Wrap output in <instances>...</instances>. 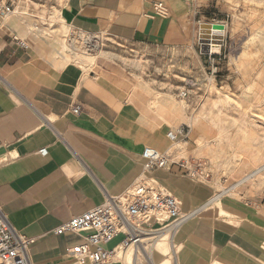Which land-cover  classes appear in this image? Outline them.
Segmentation results:
<instances>
[{
	"label": "crops",
	"instance_id": "crops-1",
	"mask_svg": "<svg viewBox=\"0 0 264 264\" xmlns=\"http://www.w3.org/2000/svg\"><path fill=\"white\" fill-rule=\"evenodd\" d=\"M211 8L209 0H65L56 31L103 35L174 62L197 47ZM14 14L0 17V211L11 231L33 240L29 264H74L66 253L80 238L54 229L125 193L144 174L145 147L175 157L177 145L167 135L176 126L200 141V147L188 135L177 141L187 146L181 160L199 169L193 176L177 166L149 175L188 217L171 232L153 224V247L119 251L108 264H264V164L224 176L216 168L227 161L215 165L207 154L215 146L211 137L228 129L233 113H221L227 125L213 131L189 130L192 111L172 92L159 96L107 59L90 64L91 56L82 54L79 60L75 48H61L57 33L33 35L29 19ZM43 148L45 155L39 154Z\"/></svg>",
	"mask_w": 264,
	"mask_h": 264
},
{
	"label": "rangeland",
	"instance_id": "rangeland-1",
	"mask_svg": "<svg viewBox=\"0 0 264 264\" xmlns=\"http://www.w3.org/2000/svg\"><path fill=\"white\" fill-rule=\"evenodd\" d=\"M13 1L14 15L29 19L30 32L33 35L47 37L55 32L69 50L72 46L79 52V55L88 54L95 59L101 58L113 62L121 71L124 70L128 73L129 79L154 86L153 89L158 92L159 96L167 91L172 92L177 103L192 111L190 119L185 121L189 130L192 129L195 132L209 129L213 131L222 122L228 121L223 119L224 115L218 113V119L213 122L205 117L201 119L202 123L199 127L194 123L199 108L207 102L211 95H226L231 98L230 104L223 107L218 104L219 108L232 112V120L246 117L248 122L245 130L247 137L259 138L264 134V119H262L264 118V52L254 57L244 58L243 65L238 64L249 36L254 32L256 26L264 25V2L260 0H209L213 8L208 10L209 12L203 16V20L206 24L222 27L216 30L224 31V36L217 38L221 42H215L213 45L215 47L211 46V57L200 52L198 42L197 47H193L190 55H175L173 57L175 61L172 62L171 56L148 57L140 51L125 48L103 35L75 34L62 28H58L59 30L56 31L59 20L58 10L65 0ZM198 1L201 2V0ZM19 12L25 14L21 15ZM213 35L215 36V33ZM89 44L94 47H89ZM248 53L252 54V50H249ZM212 71L215 73L211 78L208 75ZM248 86L251 87V91H245ZM259 89L260 91L257 92ZM184 90H188L190 93L185 99L180 96ZM243 94L244 98H242ZM193 95L196 97L194 100L196 103L190 105L189 100ZM212 109L217 111L215 107ZM175 128L183 127L176 126ZM188 138L195 142L197 147H200V142L194 134H189ZM211 138L215 146L207 154L210 155L215 165L227 161L224 166L216 168L224 176L233 175L236 171L233 172L232 169H239L241 159L256 155L255 149L243 141L236 142L234 139L219 141V135ZM174 149L177 151L176 159L187 158L181 145L175 146ZM253 168L249 167L244 171L250 172ZM205 172L203 171V174Z\"/></svg>",
	"mask_w": 264,
	"mask_h": 264
},
{
	"label": "built area",
	"instance_id": "built-area-1",
	"mask_svg": "<svg viewBox=\"0 0 264 264\" xmlns=\"http://www.w3.org/2000/svg\"><path fill=\"white\" fill-rule=\"evenodd\" d=\"M154 8L161 15L165 12L161 3H156ZM14 11L13 0H0V17H10ZM208 33L206 41L210 50L204 55L211 57V45H215L216 40L211 41V32ZM214 37L220 38L217 35ZM18 44L23 49L28 47L21 41ZM89 47L94 46L89 44ZM214 73L212 71L208 76L212 78ZM189 94L188 90H184L180 96L185 99ZM72 113L78 114L79 107H74ZM187 135L188 130L181 128L174 134H168L167 138L177 143L179 136L186 139ZM39 154L45 155L46 149H40ZM141 158L144 174L125 193L106 199L101 205L72 217L54 229L55 235L70 234L80 238V242L66 253V257L74 264H108L119 251L149 249L152 247L149 238L155 234L153 224L171 232L188 217L181 213L179 201L149 174L177 166L187 175L193 176L199 165L194 168L188 161L176 159L154 147H145ZM119 235L121 239L118 244L111 249L105 248ZM32 242V239L11 231L0 211V264H29L28 249Z\"/></svg>",
	"mask_w": 264,
	"mask_h": 264
},
{
	"label": "bare ground",
	"instance_id": "bare-ground-1",
	"mask_svg": "<svg viewBox=\"0 0 264 264\" xmlns=\"http://www.w3.org/2000/svg\"><path fill=\"white\" fill-rule=\"evenodd\" d=\"M250 1H253V0H250ZM262 2H264V0H260ZM36 3V2H35ZM48 9V8H47ZM52 11V10H50ZM54 11V10H53ZM20 13V12H19ZM21 15L22 14H25V13H20ZM59 10H58V18H59ZM211 33V36L213 39V34L215 33L218 34L217 36L218 37H222L224 36V31H214V30H209ZM25 32V31H24ZM210 36V37H211ZM211 41H214V40H211ZM61 44V48L64 50V49H67V45L64 44V41L60 42ZM212 47H215L213 46V44L211 45ZM78 47V46H77ZM255 48V50H253ZM249 50H252V54L251 53H248ZM264 52V25H259V26H256L255 29H254V32L249 36V39L246 41L245 43V48L243 49V51L241 52V57L240 59L238 60V64L240 65H243V60L244 58H247V57H254V56H257V55H260ZM78 55V56H77ZM76 56L78 57L79 60L82 59V57L80 58V55L77 54ZM68 59V58H67ZM87 61L88 63L92 64L94 63V59L93 57H90V58H87ZM214 90V89H213ZM245 91H251V87H247V89ZM259 90H257V92H259ZM244 94H243V97L244 98ZM257 97V96H256ZM231 98L224 95V96H216V95H211L208 99H207V102L205 104H203L201 106V108H199L198 110V115H197V119H195L194 123L195 125H197L199 127V125L202 123L201 121V118H205V117H209L210 120H216L218 119V115L216 116H211V113L213 111V107L217 108V112L219 114L223 113L224 110L219 108V105L221 107L223 106H228L230 104V100ZM235 101V100H233ZM152 104V103H151ZM219 104V105H218ZM237 104L239 105L240 103L237 102ZM237 105V106H238ZM255 106V105H254ZM181 107H183L181 105ZM239 107H241L239 105ZM256 107V106H255ZM145 108V107H144ZM251 108V107H250ZM258 109V107H257ZM251 112V111H250ZM253 113V112H252ZM149 115V114H148ZM226 115V114H225ZM224 115V116H225ZM257 115V114H256ZM249 116V115H248ZM153 118V116H151ZM155 117V116H154ZM260 117V116H259ZM250 118V117H249ZM256 118V117H255ZM258 119V118H256ZM261 119V118H260ZM264 119V118H262ZM154 120V119H153ZM255 120V119H254ZM251 121V120H250ZM253 121V120H252ZM260 121V120H258ZM262 122V121H261ZM247 119L245 116L241 117L239 120L237 119H234V120H231L229 123H228V129L221 135H219V141L220 140H227V141H230L232 139L236 140V142H239V141H243L244 143L248 144L250 147H253L256 151V155H253V156H250V157H245L244 160L241 159V163H240V166H239V169H232V171H236L237 173L243 171L244 172V169H248L249 167H255V165H260L261 166L264 164V134H262L259 138H248L247 135H246V132L245 130L247 129L246 126H247ZM189 124V122H188ZM214 125H215V122H214ZM220 125H227L225 123H221ZM259 126V125H258ZM262 127V125H261ZM233 128V129H232ZM263 129V128H262ZM233 130V136L231 135H228V133ZM176 131H178V129H174L172 132L170 133H175ZM200 142V141H199ZM198 143V142H197ZM199 144V143H198ZM176 145H181L183 147V150L184 152H187V146L185 145V143L183 142H180ZM237 149V148H236ZM240 156V155H239ZM238 163V162H237ZM257 167V166H256ZM230 175V174H229ZM201 194V193H200ZM199 189L196 190V197H198L199 195ZM118 237H121L120 235ZM157 233L152 237L149 238V241H152V245L153 243L156 241L157 239ZM153 247V246H152ZM163 245L162 243H157L155 248L157 251H162L163 250ZM130 249H127V251H129ZM128 254V253H127ZM127 259V258H126ZM128 260V259H127Z\"/></svg>",
	"mask_w": 264,
	"mask_h": 264
},
{
	"label": "water",
	"instance_id": "water-1",
	"mask_svg": "<svg viewBox=\"0 0 264 264\" xmlns=\"http://www.w3.org/2000/svg\"><path fill=\"white\" fill-rule=\"evenodd\" d=\"M221 26H217V25H209V24H201L199 27V38H198V42L200 45V52L203 54L208 53V51L210 50L208 48V44H207V36H208V32L209 30H218L221 29ZM212 40H216L217 42H219L220 40L217 38H213ZM215 41V42H216Z\"/></svg>",
	"mask_w": 264,
	"mask_h": 264
}]
</instances>
